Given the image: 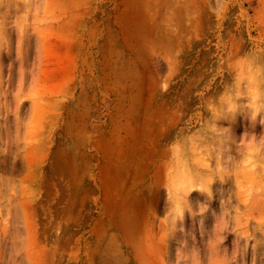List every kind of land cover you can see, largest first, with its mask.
Segmentation results:
<instances>
[{"label": "rangeland", "instance_id": "374dc122", "mask_svg": "<svg viewBox=\"0 0 264 264\" xmlns=\"http://www.w3.org/2000/svg\"><path fill=\"white\" fill-rule=\"evenodd\" d=\"M0 264H264V0H0Z\"/></svg>", "mask_w": 264, "mask_h": 264}, {"label": "bare ground", "instance_id": "6f19581e", "mask_svg": "<svg viewBox=\"0 0 264 264\" xmlns=\"http://www.w3.org/2000/svg\"><path fill=\"white\" fill-rule=\"evenodd\" d=\"M171 23V22H170ZM165 27H166V25H165ZM164 27V28H165ZM169 30V29H168ZM169 32V31H168ZM171 32H169V34H170ZM168 33H167V35H169ZM171 36V35H170ZM172 36H174V34L172 35ZM165 41V40H164ZM152 118V121H153V116H151ZM151 119H149V120H151ZM152 121H151V123H152ZM156 121H157V123H159V122H161L160 121V119H156ZM156 121L154 120L153 122L154 123H156ZM148 122V121H147ZM150 122V121H149ZM154 123H152L153 125H155ZM148 124V123H147ZM151 124V125H152ZM150 124H148V126H149ZM152 125V126H153ZM160 125V124H159ZM158 124H156L155 126H159ZM151 127V126H150ZM154 127V126H153ZM144 133V132H143ZM145 134V133H144ZM152 134V132L150 133V134H148L147 136H149V135H151ZM146 136V135H145ZM144 136V137H145ZM153 137H155V135L153 134L152 135ZM149 137H151V136H149ZM152 137V138H153ZM147 138V137H146ZM145 139V138H144ZM143 139V140H144ZM156 137L154 138V140L152 141H150L151 143H154V142H156ZM143 140H142V142H143ZM146 140V139H145ZM145 140H144V142H145ZM148 140V139H147ZM149 140H150V138H149ZM148 140V141H149ZM146 143H148L147 141H146ZM196 144V143H195ZM197 145H199L198 143H197ZM202 146V145H201ZM146 147V146H145ZM199 147V146H198ZM205 147V146H204ZM204 147L202 146V148L201 147H199V149L198 150H200V148L201 149H204ZM219 149H221V148H219ZM194 150V149H193ZM218 150V149H217ZM216 150V151H217ZM221 151V150H220ZM206 152V151H205ZM217 152H219V151H217ZM224 152H222V154H223ZM199 154V153H198ZM211 154V153H210ZM209 154V155H210ZM196 156L197 157H194V156H190V160H191V162L189 161V159H187L186 160V158H181V159H178L177 158V171L179 172V173H182V177L183 178H181L182 180H184V182H186V184H189L188 186H189V188H192V183L194 182H198V181H200L201 179L202 180H204V178H201L202 177V173H201V171L200 170H202V168H203V166L205 165V166H208L207 164H206V159L204 158V157H202L203 155H202V153H201V155H197L196 154ZM200 156V157H199ZM220 156V155H219ZM222 157H223V155H221ZM212 157V156H211ZM205 160H204V159ZM206 161V162H205ZM190 162V163H189ZM208 162H209V159H208ZM201 166V167H200ZM207 168V167H206ZM205 176H207V175H205ZM204 177V176H203ZM196 182V183H197ZM203 182V181H202ZM204 182H206V180H204ZM205 184V183H204ZM204 184H202V187L204 186ZM197 185H199V184H197ZM200 185H201V183H200ZM201 187V188H202ZM205 187V186H204ZM203 187V188H204ZM131 188H133V187H131Z\"/></svg>", "mask_w": 264, "mask_h": 264}]
</instances>
